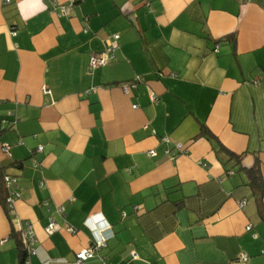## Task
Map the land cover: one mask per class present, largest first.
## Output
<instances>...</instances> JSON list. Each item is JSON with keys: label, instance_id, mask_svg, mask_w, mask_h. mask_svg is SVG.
<instances>
[{"label": "crops", "instance_id": "0c3cea01", "mask_svg": "<svg viewBox=\"0 0 264 264\" xmlns=\"http://www.w3.org/2000/svg\"><path fill=\"white\" fill-rule=\"evenodd\" d=\"M0 171V264H264V0H0Z\"/></svg>", "mask_w": 264, "mask_h": 264}, {"label": "built area", "instance_id": "2783aa9c", "mask_svg": "<svg viewBox=\"0 0 264 264\" xmlns=\"http://www.w3.org/2000/svg\"><path fill=\"white\" fill-rule=\"evenodd\" d=\"M147 1V0H144ZM64 13L68 12V8L64 7L62 10ZM13 34H15V32H12ZM118 39V35L114 34L112 36V39H107L106 43H105V48L104 50L100 51V52H93L90 54L89 57V65L90 67H98V66H103L106 63H108L110 61V56L108 55L107 51H111L115 46H116V42ZM125 87L127 86H132L135 87L134 82L131 83V85H127L124 84ZM150 97H151V101L155 102L157 100L156 95L154 93H150ZM10 114V113H9ZM2 124L4 125L6 120L3 118L1 120ZM12 122H9L8 125H11ZM184 146L180 143H176L175 148L178 149L179 151L184 150L183 148ZM1 150L5 153H9V146L7 144H2L1 145ZM37 150L40 151L42 150V146L38 145ZM17 184V177L9 174V173H4L1 176V188L3 190V197H4V203L6 205V207L8 208V211L10 212L12 207H13V203L15 202L16 199H18L20 197V191L18 189H16V185ZM243 201L240 202V204H242ZM133 208L135 209L136 206H133ZM56 212L63 214V208L57 207L56 208ZM122 214L124 215L125 213L122 212ZM26 227L24 230V234L22 236V244L26 250L27 256L25 258L24 263L25 264H29V257L31 254L35 253L36 249L33 246V242H34V233L33 230L31 228V225L29 222H26ZM58 227L56 221L54 220V218L52 216L49 217L48 220V224L45 227V230L47 233H51L52 231H54L56 228ZM251 225H247L246 226V230H251ZM67 230L72 232L74 231L71 227H67ZM110 235V233L108 234V236ZM107 236L104 235H100L99 237L94 238V240L86 247L80 249L76 255H75V259L71 262H65L64 264H81L83 261L93 258L96 256V251L99 247H101L102 245L105 244V240H106ZM132 258L136 257L135 252H132ZM241 259H246V255L245 253H242L240 255ZM102 261V264H106L102 258H100Z\"/></svg>", "mask_w": 264, "mask_h": 264}, {"label": "trees", "instance_id": "16d2710c", "mask_svg": "<svg viewBox=\"0 0 264 264\" xmlns=\"http://www.w3.org/2000/svg\"><path fill=\"white\" fill-rule=\"evenodd\" d=\"M232 37H233V35H232ZM8 115L11 116V113ZM4 119L6 120L5 124L3 125L2 122H1V124L3 125L4 128H6L8 126V123L12 122V120H10L8 117H4ZM204 132H207V131L204 130ZM258 172H259L258 168H251V169L247 170V173L249 176V183H250V185H252L254 190L259 191L260 194H263V185L261 182L260 174ZM4 173L5 172L0 173V191H1L2 203H3L4 207L6 208V205L4 203L3 190L1 188V176ZM18 250H19L20 264H25L24 261H25V258L27 256V253H26V250H25L21 240H18Z\"/></svg>", "mask_w": 264, "mask_h": 264}]
</instances>
